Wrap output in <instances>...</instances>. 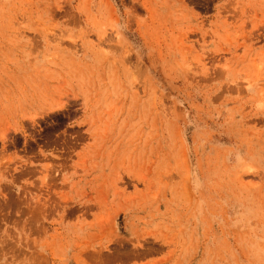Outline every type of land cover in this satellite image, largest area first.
Masks as SVG:
<instances>
[{"label": "rangeland", "instance_id": "374dc122", "mask_svg": "<svg viewBox=\"0 0 264 264\" xmlns=\"http://www.w3.org/2000/svg\"><path fill=\"white\" fill-rule=\"evenodd\" d=\"M0 264H264V0H0Z\"/></svg>", "mask_w": 264, "mask_h": 264}]
</instances>
